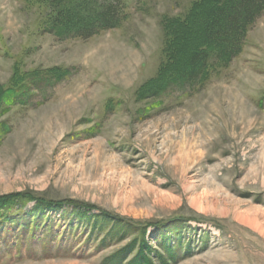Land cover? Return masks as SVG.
Segmentation results:
<instances>
[{"label":"rangeland","instance_id":"rangeland-1","mask_svg":"<svg viewBox=\"0 0 264 264\" xmlns=\"http://www.w3.org/2000/svg\"><path fill=\"white\" fill-rule=\"evenodd\" d=\"M193 1L125 0L118 26L60 39L43 29L36 0H0V90L15 69L68 70L24 103L0 93V194L30 191L162 220L145 236L162 253L165 237L167 264H264V11L205 85L137 96L164 60V18L184 15ZM44 214L32 229L20 218L13 225L22 232L7 220L0 264H108L131 239L101 245L110 223L70 205ZM174 215L185 220L169 222Z\"/></svg>","mask_w":264,"mask_h":264},{"label":"trees","instance_id":"trees-1","mask_svg":"<svg viewBox=\"0 0 264 264\" xmlns=\"http://www.w3.org/2000/svg\"><path fill=\"white\" fill-rule=\"evenodd\" d=\"M36 1L44 6L43 29L60 39L89 38L99 31L118 26L127 16L125 0ZM263 11L264 0H194L184 15L164 18V60L156 74L138 88L137 96L159 97L170 89L186 93L205 85L216 68L226 65L240 53L247 30ZM39 73H22L15 69L10 85L0 90L1 98L10 104L24 103V98L33 88L43 82L54 84L60 81L68 70L54 66L43 75ZM29 76H32L31 82L35 87L25 83ZM28 202H33V205L25 209ZM67 205L82 218L104 219L110 223L108 229L103 227L105 236L100 241L101 245L112 239L113 244L131 238L106 258L108 264H167L165 254L169 259L170 256L173 258L172 247L166 243L165 237L159 241L160 249L165 250L162 253L153 248L145 236L150 226L162 230V220L137 221L93 204L50 198L30 191L0 194V230L7 220L15 225L22 217L28 219L25 220V229H32L45 212ZM14 208L21 211L22 216L9 214ZM93 210L98 213H91ZM168 220L180 224L185 218L174 215ZM12 225L10 227L16 229ZM16 230L22 232L24 228Z\"/></svg>","mask_w":264,"mask_h":264},{"label":"bare ground","instance_id":"bare-ground-1","mask_svg":"<svg viewBox=\"0 0 264 264\" xmlns=\"http://www.w3.org/2000/svg\"><path fill=\"white\" fill-rule=\"evenodd\" d=\"M242 220H244V221L250 223L252 226L255 227V229H257V230H259V231H262V229H261L262 226H261L260 224L257 223V221H256L255 218H254V219H248V218H246V217H242Z\"/></svg>","mask_w":264,"mask_h":264}]
</instances>
